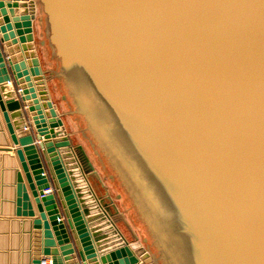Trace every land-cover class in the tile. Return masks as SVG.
<instances>
[{"label":"water","instance_id":"water-1","mask_svg":"<svg viewBox=\"0 0 264 264\" xmlns=\"http://www.w3.org/2000/svg\"><path fill=\"white\" fill-rule=\"evenodd\" d=\"M0 43L31 264H264L262 0H0Z\"/></svg>","mask_w":264,"mask_h":264},{"label":"crops","instance_id":"crops-1","mask_svg":"<svg viewBox=\"0 0 264 264\" xmlns=\"http://www.w3.org/2000/svg\"><path fill=\"white\" fill-rule=\"evenodd\" d=\"M0 44L6 57H10L7 45ZM26 114L32 120L31 112L28 111ZM35 143L38 145L37 139H35ZM18 146L19 144H14L12 140V135L8 130L7 122L0 106V264H31L33 259L31 254L30 219L16 214L18 207L17 172L21 169L20 159L17 154ZM40 154L42 159H44L42 152ZM77 160L79 159L77 158ZM43 162L45 163L44 160ZM90 177L93 178L92 175ZM89 181L95 190L94 183L91 179ZM63 217L66 219L64 214ZM121 231L128 240L130 239V242L134 241V238L127 237L122 229ZM134 237L137 240V236ZM119 241L115 237L113 243H118ZM138 256L140 257L139 254ZM50 263V260H48V264ZM63 264H66V262L64 261Z\"/></svg>","mask_w":264,"mask_h":264},{"label":"rangeland","instance_id":"rangeland-1","mask_svg":"<svg viewBox=\"0 0 264 264\" xmlns=\"http://www.w3.org/2000/svg\"><path fill=\"white\" fill-rule=\"evenodd\" d=\"M34 34H35V45L37 48L38 56H39L40 61H41V65H42L43 70L45 72L47 84H48V87L50 90L51 99L54 102V104L57 105L56 108H58L57 110H59V112L61 113L63 120L65 122L66 129L68 130L69 135L73 141V144L76 147L77 145L80 144V142L77 139V136H76V134L72 128V125H71V123H70V121H69V119L66 116V113L64 111L59 84H58L57 78L55 76V73L53 71L52 65L50 63L49 57H48V55L45 51V48L42 44L40 31H39V18H37L34 21ZM89 179H91L92 182L94 183V186L96 188L95 189L96 193L99 196L103 197L104 196V190L100 187L97 180L94 177L93 178L90 177ZM117 208H118V206H117ZM110 210L113 212L112 218L115 221V223L118 225V227L124 231V233L126 234L127 237H129L131 239L134 238V241H136L134 236H137V235H136L135 231L133 230L132 226L130 225V223L128 222V220L125 218V216L121 212V210L119 209V212L116 213L114 208L112 207V205H110ZM120 212H121V214H119ZM137 238H138V236H137Z\"/></svg>","mask_w":264,"mask_h":264},{"label":"built area","instance_id":"built-area-1","mask_svg":"<svg viewBox=\"0 0 264 264\" xmlns=\"http://www.w3.org/2000/svg\"><path fill=\"white\" fill-rule=\"evenodd\" d=\"M46 191H48V190H46ZM48 260H50V264H52V259H51V257H45V258H43V260H42V264H48Z\"/></svg>","mask_w":264,"mask_h":264},{"label":"bare ground","instance_id":"bare-ground-1","mask_svg":"<svg viewBox=\"0 0 264 264\" xmlns=\"http://www.w3.org/2000/svg\"><path fill=\"white\" fill-rule=\"evenodd\" d=\"M48 99H49V101H52V100H51V97H49ZM53 106H54V108L57 110V108H56L54 102H53ZM57 111H58V110H57Z\"/></svg>","mask_w":264,"mask_h":264},{"label":"snow or ice","instance_id":"snow-or-ice-1","mask_svg":"<svg viewBox=\"0 0 264 264\" xmlns=\"http://www.w3.org/2000/svg\"><path fill=\"white\" fill-rule=\"evenodd\" d=\"M262 2H264V0H262Z\"/></svg>","mask_w":264,"mask_h":264}]
</instances>
